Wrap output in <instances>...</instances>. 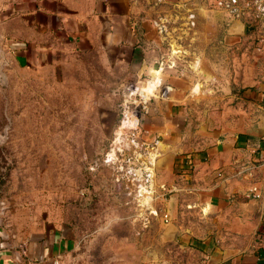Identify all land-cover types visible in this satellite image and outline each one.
<instances>
[{
  "label": "rangeland",
  "instance_id": "obj_1",
  "mask_svg": "<svg viewBox=\"0 0 264 264\" xmlns=\"http://www.w3.org/2000/svg\"><path fill=\"white\" fill-rule=\"evenodd\" d=\"M13 3L0 0V249L64 230L73 244L60 264H205L225 239L221 223L181 208L157 180L163 158L145 115L168 95L147 96L125 65L54 38L42 58L20 59L7 39ZM223 39L202 49L225 56ZM179 222L201 232L178 233Z\"/></svg>",
  "mask_w": 264,
  "mask_h": 264
},
{
  "label": "crops",
  "instance_id": "obj_2",
  "mask_svg": "<svg viewBox=\"0 0 264 264\" xmlns=\"http://www.w3.org/2000/svg\"><path fill=\"white\" fill-rule=\"evenodd\" d=\"M216 1L14 0L4 10L14 23L7 39L23 60L50 51L49 37L125 65L149 90L168 89L167 99H154L145 115L163 158L159 185L181 208L221 223L225 239L217 240L205 264H258L264 248V0L251 8V22L247 12L242 17L257 44L251 51L247 34L231 33L235 17L216 10ZM217 17L225 36L214 34ZM222 38L225 56L202 49ZM175 229L201 232L182 222ZM72 244L66 231L54 230L26 248L0 249V264H60Z\"/></svg>",
  "mask_w": 264,
  "mask_h": 264
},
{
  "label": "built area",
  "instance_id": "obj_3",
  "mask_svg": "<svg viewBox=\"0 0 264 264\" xmlns=\"http://www.w3.org/2000/svg\"><path fill=\"white\" fill-rule=\"evenodd\" d=\"M261 1L263 0H225V7L231 12L232 15H234L235 18L242 19V17H244V15L246 14L245 12L246 8L250 7V8L259 9L261 8V6L258 4V2ZM248 31L249 28L247 27V23H246V31L245 34L242 36H246V34L248 35ZM250 191L254 197H259L261 194V190L258 186H253Z\"/></svg>",
  "mask_w": 264,
  "mask_h": 264
},
{
  "label": "bare ground",
  "instance_id": "obj_4",
  "mask_svg": "<svg viewBox=\"0 0 264 264\" xmlns=\"http://www.w3.org/2000/svg\"><path fill=\"white\" fill-rule=\"evenodd\" d=\"M154 76V75H153ZM155 82V81H154ZM153 84V83H152ZM143 92H144V94H151L152 93V89L151 90H149V87H145L144 88V90H143ZM142 93V92H141ZM168 93V89H166V90H161V94L162 95H166ZM129 120V118H128V116L126 117V120ZM151 178V177H150ZM153 178V177H152ZM152 181V180H151ZM153 183L155 184V182H153L152 181V184L150 185V186H148V187H143L144 189H143V192H142V197H143V201L145 202V203H148L149 201H150V199H151V194H152V189L154 188V186H153ZM141 193V192H140ZM172 237V236H171Z\"/></svg>",
  "mask_w": 264,
  "mask_h": 264
},
{
  "label": "water",
  "instance_id": "obj_5",
  "mask_svg": "<svg viewBox=\"0 0 264 264\" xmlns=\"http://www.w3.org/2000/svg\"><path fill=\"white\" fill-rule=\"evenodd\" d=\"M234 24L231 26V33L237 36H242L246 31V23L241 18H235Z\"/></svg>",
  "mask_w": 264,
  "mask_h": 264
},
{
  "label": "trees",
  "instance_id": "obj_6",
  "mask_svg": "<svg viewBox=\"0 0 264 264\" xmlns=\"http://www.w3.org/2000/svg\"><path fill=\"white\" fill-rule=\"evenodd\" d=\"M259 261L258 264H264V248L258 250Z\"/></svg>",
  "mask_w": 264,
  "mask_h": 264
}]
</instances>
